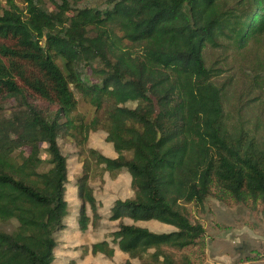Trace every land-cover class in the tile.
Instances as JSON below:
<instances>
[{
	"label": "trees",
	"instance_id": "obj_1",
	"mask_svg": "<svg viewBox=\"0 0 264 264\" xmlns=\"http://www.w3.org/2000/svg\"><path fill=\"white\" fill-rule=\"evenodd\" d=\"M4 1L0 264H81L88 251L111 259L115 250L124 264H191L183 252L204 248L205 229L186 205L201 207L215 193L264 202V0ZM219 47L235 57L241 88L207 61ZM231 84L240 101L251 95L256 103L253 123L229 117ZM76 96L93 108L89 121ZM97 130L112 155L86 146ZM59 139L85 155L75 179ZM93 171L124 172L131 195L110 204L108 220L118 224L107 239L63 258L57 235L70 215L67 188L79 212L92 215L79 229L101 218ZM11 221L14 229L3 230Z\"/></svg>",
	"mask_w": 264,
	"mask_h": 264
},
{
	"label": "rangeland",
	"instance_id": "obj_2",
	"mask_svg": "<svg viewBox=\"0 0 264 264\" xmlns=\"http://www.w3.org/2000/svg\"><path fill=\"white\" fill-rule=\"evenodd\" d=\"M92 5H99L103 0H83ZM5 1L0 0V6L4 5ZM223 47L208 49L205 53L207 61H217L220 66L227 68L223 74V78H228L232 75V83L235 82L239 88V65L236 61H232L235 57ZM226 59V66L224 65ZM235 60V59H234ZM222 64V65H221ZM225 107L229 112V117L234 118L239 114L242 120L253 123L256 116L259 115L256 108V103L251 101V95L247 99H241V94L235 93V85L227 87ZM241 88V86H240ZM78 101L77 112L82 115L86 121L93 117V108L86 104L79 96H76ZM240 101V103H238ZM128 106H133L129 104ZM237 106H240L239 112H236ZM232 109V111H229ZM236 113V114H235ZM61 152L67 157L68 178L75 179L81 172V161L85 155H79V147H76L69 139H59L58 141ZM86 146L88 148L97 149L106 155H112L110 147L104 141V132L97 130L90 132L87 138ZM44 156V154H42ZM93 179L90 183L93 186L96 198L99 199L98 213L101 218L95 223H89L88 230H81L79 220L83 217L92 218L91 212L86 208V213L79 212L80 201L74 206V199L71 188H67L66 199L70 204L69 217L65 220L67 229L57 235V254H60L61 243L65 247H75L71 242L75 237L88 235L89 244L95 240L107 239L111 230H113L118 222L108 220L107 210L115 198H125L129 192V180L124 172L111 176L102 173L95 174L92 172ZM128 175V174H127ZM129 177V175H128ZM215 192V191H214ZM216 194L207 198L201 207H196L192 204L186 205L187 213L192 220L200 222L205 229L204 248L198 250L192 248L184 251L191 264H264V202L257 201L236 203L228 196L216 197ZM72 203V204H71ZM146 227L158 231L168 232L171 227L165 225H157L154 222L143 223ZM5 231H12L15 227V222L11 221L1 226ZM81 244L77 242L76 246ZM81 250H77L76 254H81ZM59 257L58 259H60ZM126 256L117 251L116 255L111 259H105L101 256L89 257L86 260L93 264H124ZM135 264H139L134 261Z\"/></svg>",
	"mask_w": 264,
	"mask_h": 264
},
{
	"label": "crops",
	"instance_id": "obj_3",
	"mask_svg": "<svg viewBox=\"0 0 264 264\" xmlns=\"http://www.w3.org/2000/svg\"><path fill=\"white\" fill-rule=\"evenodd\" d=\"M94 195H95V192H94ZM131 195V192H129V194L127 195V197H130ZM99 201V199H97ZM75 202L73 203L74 206L77 205L78 201L75 199L74 200ZM108 212V211H107ZM106 212V213H107ZM156 223V222H154ZM157 225H161V224H158L156 223ZM143 225V224H142ZM145 226V225H144ZM88 230V229H87ZM86 230V231H87ZM89 238H88V235L87 234H84L82 237H75V240H73L71 243L72 244H75V247H65V245L63 243H61V246H59L60 248V251H61V255L63 256V258H79L80 257V254H76V251L77 250H85L84 247H87L89 248L91 244H89ZM96 241H99V240H95L94 242ZM77 242H81V244L77 245ZM93 242V243H94ZM118 250H115V255L117 253ZM121 253V252H120ZM124 255V254H122ZM92 255L90 254V252L88 251L85 255H83L82 259H80V263L81 264H87V263H92L91 260L87 261L85 259H87L89 257H91ZM93 257V256H92ZM97 258V257H96ZM54 264H59L56 260L54 261ZM93 264V263H92Z\"/></svg>",
	"mask_w": 264,
	"mask_h": 264
},
{
	"label": "built area",
	"instance_id": "obj_4",
	"mask_svg": "<svg viewBox=\"0 0 264 264\" xmlns=\"http://www.w3.org/2000/svg\"><path fill=\"white\" fill-rule=\"evenodd\" d=\"M13 1L16 2V3L19 2V0H13Z\"/></svg>",
	"mask_w": 264,
	"mask_h": 264
}]
</instances>
